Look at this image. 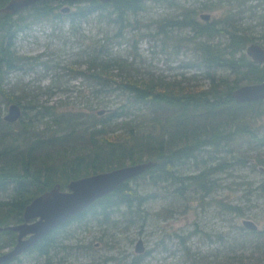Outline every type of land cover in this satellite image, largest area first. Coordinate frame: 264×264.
<instances>
[{"label": "trees", "instance_id": "1", "mask_svg": "<svg viewBox=\"0 0 264 264\" xmlns=\"http://www.w3.org/2000/svg\"><path fill=\"white\" fill-rule=\"evenodd\" d=\"M8 2L0 0V9ZM147 2L176 4V0H80L71 3L74 11L64 13L61 9L67 4L65 0H42L16 14L0 11L1 226L21 223L25 207L55 184L66 189L71 180L84 176L145 161L156 163L98 198L24 255H33L37 260L48 258L52 251L65 246L62 243L67 237L63 232L67 234L72 223L108 222L112 213L122 207L123 215H129L133 223L141 216L134 213H139L159 192L182 196L193 187L195 191L210 193L214 181L207 179L219 171L247 163L264 167V151L250 155L264 146V130L254 123L264 116V99L239 103L232 96L237 87L264 80V63L253 61L245 51L246 44L258 42L237 23L233 11L219 19L200 21L195 17L196 9L184 8L183 14L170 20L161 32L156 28L141 36L158 41L160 33H168L166 26L172 30L188 28L190 35L179 37V41L193 46V63L188 68L202 71L210 81L208 87L192 85L184 76L167 82L160 77L132 73L126 60L114 54L111 41L124 38L129 28L136 31L140 27L137 16L147 11ZM93 15L109 26L111 33L106 31L96 41L86 56L85 69L76 73L91 84L95 106L88 104L85 112L73 113L56 104L40 102L35 95L27 98L28 95L5 87L10 73L26 71L36 64L48 66L41 60L34 61L37 57L17 53L21 32L38 23L69 22L74 27L88 22ZM128 65L125 72H118ZM11 103L21 106L22 116L10 123L2 114L3 106ZM98 106L106 111L99 114L97 109L94 113ZM29 111L33 112L28 116ZM193 163L198 172L184 175L182 170ZM250 190L254 198L264 197V181ZM227 209L244 215L238 206L228 205ZM58 232L63 237H58ZM248 234L257 236L255 245L264 251L260 233ZM16 239V231H1L0 253L1 249L11 248ZM247 241L248 237L242 243L245 248ZM232 257L237 259L232 261L234 264H255L246 262L248 257ZM13 260H19V256ZM262 262L264 255L258 264Z\"/></svg>", "mask_w": 264, "mask_h": 264}, {"label": "rangeland", "instance_id": "2", "mask_svg": "<svg viewBox=\"0 0 264 264\" xmlns=\"http://www.w3.org/2000/svg\"><path fill=\"white\" fill-rule=\"evenodd\" d=\"M147 4V11L137 16L140 27L136 31L129 28L124 38L111 41L114 54L126 60L132 73L160 77L167 82L184 76L192 85L208 87L210 81L202 71L188 68L193 63V46L179 41V37L190 35L188 28L172 30L166 26L168 33H160L158 41L141 36L155 32L156 28L161 32L170 20L183 14L184 8L196 9L195 17L200 21H206L201 14H210L207 21H211L233 11L232 16L254 37L253 41L264 44V2L261 0H177L175 5ZM70 6L74 11L75 7ZM106 31L111 33V28L98 21L96 15L74 27L69 22L33 24L18 35L17 53L37 57L34 61L41 60L48 66L36 64L26 71L10 73L5 87L22 96L28 95L27 98L35 95L40 102L56 104L62 110L85 112V106H95L96 99L91 94V84L76 72L85 69L90 48ZM129 65L115 71L125 72ZM9 105L3 106L2 116ZM97 109L101 108L98 106L94 113ZM254 123L264 130V116L256 118ZM256 150L250 155L263 153L264 146ZM188 166L182 170L184 175L198 172L195 163ZM212 180L214 187L210 193L195 191L193 187L182 196L159 192L139 213H134L141 216L132 218L133 223L129 215H123L124 207L115 210L108 222L72 223L67 229L68 235L63 232L67 237L62 243L65 246L52 251L48 258H38V261L33 255L22 254L10 264H234L232 261L237 259L233 255L248 257L246 262L258 264L264 251L252 245L241 247L239 240L246 236L255 244L257 237L252 238L250 231L242 226L245 218L257 223V233L262 237L261 243L264 242V197L256 199L250 190L264 181V171L258 165L247 163L219 171L212 175ZM251 181L254 185H247ZM228 205L238 206L244 215L229 211ZM59 234L58 237H63ZM235 237L239 239L236 242L232 241ZM139 239L144 247L140 255L134 251Z\"/></svg>", "mask_w": 264, "mask_h": 264}, {"label": "water", "instance_id": "3", "mask_svg": "<svg viewBox=\"0 0 264 264\" xmlns=\"http://www.w3.org/2000/svg\"><path fill=\"white\" fill-rule=\"evenodd\" d=\"M39 1L42 0H9L0 11L16 14ZM65 1L67 4L62 7L61 11L69 13L71 11L70 4H75L80 0ZM99 1L107 3L113 0ZM202 18L209 19L210 14H202ZM245 51L253 61L264 63V47L261 44L250 43ZM232 96L239 103L264 99V80L241 85L233 90ZM105 111V109H100L98 113L102 114ZM21 116V106L11 103L3 118L5 121L11 123L19 120ZM155 164L153 161H145L125 165L110 171L91 174L71 180L67 184L66 189H62L59 183L55 184L50 190L35 197L25 207L21 223L6 226L0 225V232L3 230L17 232L16 243L8 250L0 253V264L10 262L22 255L64 222L88 208L98 198L112 192L121 183L141 175ZM260 169L264 171V167L260 166ZM243 223L251 228H256L251 219H245ZM135 249L137 252L143 250V241L141 239L137 242Z\"/></svg>", "mask_w": 264, "mask_h": 264}, {"label": "flooded vegetation", "instance_id": "4", "mask_svg": "<svg viewBox=\"0 0 264 264\" xmlns=\"http://www.w3.org/2000/svg\"><path fill=\"white\" fill-rule=\"evenodd\" d=\"M176 4H177V0H176ZM206 14V13H205ZM201 18H202V14H201ZM203 19V18H202ZM203 20H209V19H203ZM208 181H211L212 180V178H210V177H208V179H207ZM245 220V218L244 219H242V226L246 229V230H249L250 232H254V233H257L258 232V225H257V223L255 222V221H253L254 222V224L256 225V228H251V227H249V226H246L244 223H243V221ZM246 236H243V237H241V239L239 240V243H240V245L239 246H241V247H245V246H242V243L243 242H245V240H246ZM246 248H248L249 247V245H252V246H255V247H257L253 242H251V241H247L246 243ZM263 245V244H262ZM136 246L134 247V251L137 253V254H142L143 252H144V247H143V250L142 251H140V252H137L136 251Z\"/></svg>", "mask_w": 264, "mask_h": 264}]
</instances>
